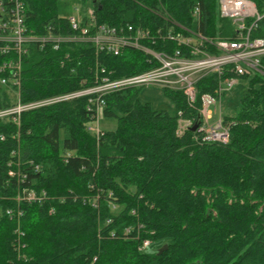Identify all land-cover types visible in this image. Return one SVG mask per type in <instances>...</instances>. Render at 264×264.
Instances as JSON below:
<instances>
[{
	"label": "trees",
	"instance_id": "16d2710c",
	"mask_svg": "<svg viewBox=\"0 0 264 264\" xmlns=\"http://www.w3.org/2000/svg\"><path fill=\"white\" fill-rule=\"evenodd\" d=\"M61 1L67 0H23L27 31L41 36L50 26L53 34L70 36L58 15ZM76 1L83 12L94 11L97 24L150 30L147 45L158 52L177 47L158 31L236 37L232 21L219 16L218 0ZM250 1L264 14V0ZM250 36L264 41V17ZM151 67L132 47L114 56L89 43L31 46L19 99L0 86V111ZM230 68L195 84L193 106L182 92L161 90L172 111L143 102V88L105 95L101 117L117 125L100 137L87 130L95 120L89 96L23 111L19 124L12 115L0 118V264H264V76L239 78L247 82L240 108L222 117L227 144L202 142L191 128L176 136L178 113L200 124L201 96L234 76ZM24 188L44 191L43 202L18 203ZM17 227L24 234L21 258L14 250ZM146 239L167 249L140 251Z\"/></svg>",
	"mask_w": 264,
	"mask_h": 264
},
{
	"label": "built area",
	"instance_id": "2783aa9c",
	"mask_svg": "<svg viewBox=\"0 0 264 264\" xmlns=\"http://www.w3.org/2000/svg\"><path fill=\"white\" fill-rule=\"evenodd\" d=\"M218 9L220 18L229 19L234 24L237 31L234 39L206 38L201 34L185 36L183 33L172 32L161 34L158 31L159 36L177 44L172 53L167 54L148 47L147 43L153 39L150 30L134 29L131 26L114 28L97 24L94 11L90 8L84 12L79 8L76 9L74 16L62 17L67 20L73 32L70 36L55 35L50 26L47 27L46 34L36 36L27 31L23 0H0V86L12 89L17 99L22 61L31 46L40 49L51 46L57 50L64 43H89L95 47L96 53L106 52L114 56L119 55L123 49L132 47L143 52L146 55V64L152 66L147 71L118 80H110L103 76L97 85L89 89L28 104L18 102L13 108L0 111V118L12 115L15 116L12 118L13 121L19 124L18 116L23 111L89 96L88 111L93 114L95 120L87 126V130L100 137L103 131L95 124L101 118L105 95L131 87L174 90L182 92L188 104L193 106L196 101L195 84L210 73L222 76L227 67H231L229 71L234 76L222 79L213 94L201 96L198 109L200 124L196 125L194 131L202 142L225 145L229 142L230 135L229 128L223 124V114L219 106L223 95L233 88L242 76L255 73L264 76V65L261 62L264 56V41L250 36L251 30L257 26V22L264 14H260L250 0H218ZM199 13V7H195L193 16L198 18ZM207 47L217 50L219 54H210L205 50ZM193 125L191 120L183 118L179 112L176 136L182 137ZM45 196L44 191L38 194L34 189L24 188L17 194L16 201L39 204L43 202ZM7 214L13 215L10 210ZM21 216L18 211L16 214L18 223ZM17 228L14 250L17 257L21 258V250L25 247L21 242L24 234L19 227ZM130 230V227L124 228L123 234H130ZM153 245L154 243L146 239L140 244L139 250L147 251Z\"/></svg>",
	"mask_w": 264,
	"mask_h": 264
},
{
	"label": "rangeland",
	"instance_id": "374dc122",
	"mask_svg": "<svg viewBox=\"0 0 264 264\" xmlns=\"http://www.w3.org/2000/svg\"><path fill=\"white\" fill-rule=\"evenodd\" d=\"M79 8H80V4L76 0L61 1L58 3L57 6L58 15L60 17L74 16L76 14V9ZM246 87H247V82L243 79H238L237 84L233 88L225 92L223 98L221 99V103L219 105L223 116L225 114L234 113L237 109L240 108V99ZM140 98L142 99L143 102L149 103L156 110L167 109L169 111H172L171 104L163 96L162 91L160 89L143 88L140 94ZM220 110L218 108V112ZM215 119L216 118H214L213 121H215ZM96 125L98 126L99 130L105 131V130H114L116 128L117 123L115 120H109L101 117L98 120V123L95 124V126ZM63 137L64 136H62V138ZM117 211H118V207L115 208V212ZM162 246H163L162 243H155L151 247V249L155 250Z\"/></svg>",
	"mask_w": 264,
	"mask_h": 264
},
{
	"label": "water",
	"instance_id": "95a60500",
	"mask_svg": "<svg viewBox=\"0 0 264 264\" xmlns=\"http://www.w3.org/2000/svg\"><path fill=\"white\" fill-rule=\"evenodd\" d=\"M195 129H196V125L193 126V127L191 128V130H193V131H195ZM166 249H167V246H162V247L160 248V250H159V253H162V252L165 251Z\"/></svg>",
	"mask_w": 264,
	"mask_h": 264
},
{
	"label": "bare ground",
	"instance_id": "6f19581e",
	"mask_svg": "<svg viewBox=\"0 0 264 264\" xmlns=\"http://www.w3.org/2000/svg\"><path fill=\"white\" fill-rule=\"evenodd\" d=\"M51 98V97H50ZM47 99H49V98H46V99H43V100H47ZM43 107H45V106H43ZM41 108V107H40Z\"/></svg>",
	"mask_w": 264,
	"mask_h": 264
}]
</instances>
